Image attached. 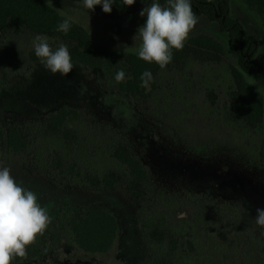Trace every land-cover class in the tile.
<instances>
[{
  "label": "rangeland",
  "instance_id": "374dc122",
  "mask_svg": "<svg viewBox=\"0 0 264 264\" xmlns=\"http://www.w3.org/2000/svg\"><path fill=\"white\" fill-rule=\"evenodd\" d=\"M44 1L71 17L97 46L135 53L139 40L133 37L146 20L140 11L122 13L112 4L105 13L101 5L87 10L82 0ZM230 15L255 38L257 55L264 58V24L236 0L230 1ZM198 34L217 40L236 64L217 23L199 16L189 38ZM36 35L10 28L0 33V125H19L28 138V147L18 153L0 146V164L38 195L52 221L38 236L46 243L43 253L13 264L148 263L138 202L121 187H92L83 178L60 175L54 165L61 156L99 174L123 169L110 158L116 140L148 168L154 211L195 245L198 255L181 251L174 264H264V228L255 223L256 208H264V125L251 128L223 120L233 87L226 64L191 62L181 72L160 70L147 88L148 97H132L98 83L83 67L74 65L69 76L61 77L29 62ZM48 42L53 48L60 44L49 37ZM248 80L264 96V85ZM64 105L81 112L79 120L67 125L79 137L72 146L45 133L48 114ZM94 205L112 212L118 225L116 243L104 255L81 252L71 232L55 225L60 210L85 212Z\"/></svg>",
  "mask_w": 264,
  "mask_h": 264
},
{
  "label": "trees",
  "instance_id": "16d2710c",
  "mask_svg": "<svg viewBox=\"0 0 264 264\" xmlns=\"http://www.w3.org/2000/svg\"><path fill=\"white\" fill-rule=\"evenodd\" d=\"M230 1L191 0V4L197 17L203 16L209 22L217 23L219 31L227 35L236 56V64L229 62L226 49L217 40L206 34H198L188 38L182 50H173V60L163 70L181 72L191 62L201 65L225 63L233 87L223 106V120L241 121L246 127L253 128L264 125V96L255 90L248 77L264 85V58L257 55L255 38L246 34L243 26L231 17ZM236 1L264 24V0ZM152 2L136 0L134 5L126 6L123 0H115L113 5L122 13H132L141 11ZM160 2L166 3V0ZM64 18L44 0H0V33H4L7 28L15 32L25 29L37 35L58 39L68 47L72 63L89 71L98 83L127 96L148 97L147 88L141 86L139 78L145 70L155 76L161 70L158 65L148 64L132 52L114 53L97 46L86 30L74 22L67 34L57 32L56 27ZM27 60L41 63L34 50L28 52ZM120 69L126 73L123 83H117L114 79ZM2 73L0 69V75ZM47 118L45 133L59 136L68 145L77 144L78 135L67 125L81 118L78 109L64 105L50 112ZM0 146L10 153L24 151L28 147V138L23 128L13 124L6 128L0 125ZM110 158L124 168H112L99 174L88 167L81 168L76 162L67 163L61 156L54 160V165L60 175L69 179L83 178L84 184L92 187H121L138 202L142 215L139 227L150 251L147 264H174L181 251L198 255L188 236L175 232L167 225L165 217L151 207L150 173L140 158L124 142L117 140L110 149ZM55 225L59 230L70 231L73 245L89 255L109 253L117 240L115 216L99 205L91 206L85 212L62 209L57 213ZM233 225L239 230L240 224ZM45 247L46 243L37 237L36 242L27 247V258L17 257L12 264L36 260Z\"/></svg>",
  "mask_w": 264,
  "mask_h": 264
},
{
  "label": "clouds",
  "instance_id": "9594fccd",
  "mask_svg": "<svg viewBox=\"0 0 264 264\" xmlns=\"http://www.w3.org/2000/svg\"><path fill=\"white\" fill-rule=\"evenodd\" d=\"M114 2L82 0L87 10L101 5L105 13L112 11ZM135 3L136 0H123L126 6ZM139 15L146 20L133 37L134 41L139 40L135 54L142 61L154 63L163 70L172 62L173 50L183 49L198 23L191 0H166V3L153 0ZM71 26V17H66L57 25L56 31L67 34ZM32 47L42 66L52 75L66 77L73 71L72 56L64 43L54 49L47 36L36 35ZM114 79L123 83L126 80L125 71L118 70ZM139 79L141 86L148 88L154 77L151 71L145 70ZM51 222L48 209L41 206L38 195L18 183L9 167L0 164V264H12L17 257L26 259L27 247L36 242ZM255 223L264 228V208H256Z\"/></svg>",
  "mask_w": 264,
  "mask_h": 264
}]
</instances>
